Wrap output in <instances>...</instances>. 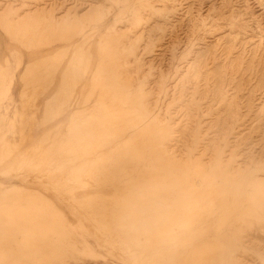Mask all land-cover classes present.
<instances>
[{"label": "rangeland", "instance_id": "obj_1", "mask_svg": "<svg viewBox=\"0 0 264 264\" xmlns=\"http://www.w3.org/2000/svg\"><path fill=\"white\" fill-rule=\"evenodd\" d=\"M232 262L264 264V0H0V264Z\"/></svg>", "mask_w": 264, "mask_h": 264}, {"label": "bare ground", "instance_id": "obj_2", "mask_svg": "<svg viewBox=\"0 0 264 264\" xmlns=\"http://www.w3.org/2000/svg\"><path fill=\"white\" fill-rule=\"evenodd\" d=\"M49 6H50V5H49ZM90 6H91V5H90ZM53 7H54V6H53ZM92 8H93V7H92ZM97 8H98V7H97ZM36 9H39V8H36ZM39 10H40V9H39ZM90 10H91V9H90ZM34 11H36V10H34ZM34 11H33V13H34ZM41 11H42V9H41ZM85 11H86V10H85ZM2 12H3V11H2ZM31 12H32V11H31ZM48 12H49V11H48ZM48 12H45V13H48ZM92 12H93V11H92ZM38 14H39V12H38ZM47 16H48V15H47ZM47 16H46V17H47ZM79 17H80V16H79ZM58 18H59V16H58ZM57 21H58V20H57ZM58 35H59V34H58ZM134 75H135V74H134ZM137 102L140 103L141 105H143L145 101H143V97L140 96V97L138 98V101H137ZM144 105H145V104H144ZM150 107H151V106H150ZM260 109H261V108H260ZM164 139H165V138H164ZM155 140H156V139H155ZM166 142H167V141H166ZM160 143H161V142H160ZM153 145H154V144H153ZM153 145H152V146H153ZM158 145H159V144H158ZM159 146H162V145H159ZM165 146H167V145H165ZM162 148H163V147H162ZM157 149H158V148H157ZM163 150H164V149H163ZM154 151H156V150H154ZM161 151H162V150H161ZM167 151H168V149H165V150H164V152H167ZM162 154H163V153H162ZM170 154H171V153H170ZM164 156H165V155H164ZM166 157H167V156H166ZM163 158H164V157H163ZM174 158H175V157H174ZM181 158H182V157H181ZM170 159H171V158H170ZM181 160H182V159H181ZM183 160H184V159H183ZM222 160H223V159H222ZM170 161H171V160H170ZM176 161H177V160H176ZM173 162H174V160H173ZM218 162H219V161H218ZM224 162H225V161H224ZM177 163H178V161H177ZM181 163H182V162H181ZM181 163H179V164H181ZM221 163H222V162H221ZM227 163H228V161H227ZM172 164H175V163H172ZM179 164H178V165H179ZM187 164H188V163H187ZM187 164H186V165H187ZM199 165H200V164H199ZM222 165H223V164H222ZM176 166H177V164H176ZM208 166H209V165H208ZM181 168H182V167H181ZM232 169H233V168H232ZM237 169H239V168H237ZM243 169H244V168H243ZM204 171H205V170H204ZM236 172H237V171H236ZM240 172H242V171H240ZM243 172H244V171H243ZM234 173H235V170H234ZM231 174H233V173H231ZM211 176H212V175H211ZM254 178H255V177H254ZM201 179H202V178H201ZM97 181H98V180H97ZM188 181H189V180H188ZM203 184H204V183H203ZM258 184H259V183H258ZM201 185H202V184H201ZM259 186H260V185H259ZM259 186H258V187H259ZM191 187H192V186H191ZM194 187H195V185H194ZM196 187H197V186H196ZM185 208H186V207H185ZM219 246H220V245H219ZM211 247H212V246H211ZM205 248H207V247H205ZM207 249H208V248H207ZM231 256H232V255H231ZM231 256H230V257H231ZM231 258H232V257H231ZM233 258H234V257H233ZM235 258H236V257H235ZM237 259H238V258H237ZM232 260H233V259H232ZM232 264H237V262H232Z\"/></svg>", "mask_w": 264, "mask_h": 264}]
</instances>
